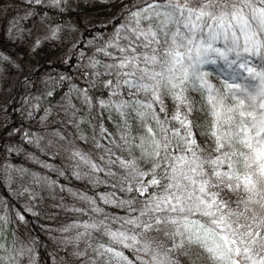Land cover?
<instances>
[{
  "label": "rangeland",
  "instance_id": "1",
  "mask_svg": "<svg viewBox=\"0 0 264 264\" xmlns=\"http://www.w3.org/2000/svg\"><path fill=\"white\" fill-rule=\"evenodd\" d=\"M153 1L0 0V31L6 40H11L6 50L0 49V104L11 100L19 85L23 87L17 98L19 101L25 97L23 112L33 128L32 134L41 140L43 148L58 153L64 168L29 153H24L25 158L18 163L6 162L0 153V185L12 192L16 202L8 209L5 196L0 194V264H264V255L259 254L263 249L258 250L261 236L251 225L243 233H239L242 225L234 231H216L221 235L199 221L173 232L156 227L157 222L170 220L171 214H163L141 225L134 203L127 195L132 190L141 193L147 190L141 166L153 157L158 147V121L149 104L134 103L131 126L123 117L119 125L107 123L111 128L106 127L100 134L96 130L99 117L112 110L113 101L108 98V102L102 104L100 97L92 94L89 87L82 86L83 77H95L96 70L110 73L129 66L138 52L137 45L134 46L137 40L133 38H142L139 51L145 55L147 45L144 42L149 41L155 30L166 32V28L182 16L192 20V28L197 29L200 23L197 18L205 13L220 22L218 28L222 30L235 27L246 37L256 32L255 25L264 31V0H197L203 2L199 10L183 6L190 0L169 4L163 0ZM63 7L72 9L73 13L61 12ZM183 11L188 13L183 15ZM115 18L124 22V34L114 39L104 37L111 42L98 45L100 26ZM15 24L18 28L21 25V29L14 37L12 26ZM86 30L91 35L85 37ZM22 34H26L25 39ZM81 40L87 46L86 51H82L83 65L78 69L82 79L69 76L78 75L76 69L59 71L56 75L69 82L61 93L60 105L66 114V126L70 125V133L68 128L53 126L61 122L57 115L37 114L39 96L54 90V84L49 81L53 76H44L37 84L30 77L24 84L22 80L42 60L57 67V58L67 56L65 54ZM160 50L164 52V58L169 54L163 47ZM153 59L157 66L148 79L157 91L160 89L162 95L158 101L170 108L172 122L182 118L188 124L193 123L199 136L205 135L216 120V96L212 94L214 97L204 104L192 95L190 105H184L185 109L176 106V93H179L176 87L182 84V77L176 68L168 67L173 61L171 58L166 63H155ZM250 64L247 69L256 72ZM130 68L127 75L135 70ZM235 70L227 73L228 79L231 85L240 86L232 81L241 72V69ZM166 80L168 85L164 83ZM184 82L187 84L188 80ZM162 83L168 89L174 88L173 95L168 94ZM119 86L126 95L138 93V85L129 80L118 83V89ZM33 87L34 93H29L28 88ZM132 98L127 100L132 101ZM169 98L174 100V105H167L171 104ZM5 118L2 113L0 123ZM25 134L18 132L21 136ZM11 137L12 133L8 134V148L15 142ZM14 145L15 151L26 150L19 141ZM236 147L237 152L245 149L240 140ZM210 186L209 198L213 201L197 195L195 199L189 198L194 203L191 207L208 213L216 206V201L229 206L239 199L240 190L226 184L221 176L211 181ZM246 200V206L255 210L258 203ZM164 213L169 212L165 210ZM228 216L233 218L230 213ZM28 217L33 218L32 225L28 223ZM152 225L153 230L149 228ZM183 245L186 248L181 252ZM40 250L46 253L45 257H40Z\"/></svg>",
  "mask_w": 264,
  "mask_h": 264
},
{
  "label": "trees",
  "instance_id": "2",
  "mask_svg": "<svg viewBox=\"0 0 264 264\" xmlns=\"http://www.w3.org/2000/svg\"><path fill=\"white\" fill-rule=\"evenodd\" d=\"M156 1L162 2V0H154L153 2ZM163 1L169 4L178 0ZM202 4L203 2L190 0L186 1L183 6L199 10ZM66 9L67 7H63L61 12L73 13L72 9ZM186 12L188 13V11H183V15ZM203 16L199 15L197 18L198 23L200 22L197 29L192 28V20L182 16L177 20V23L167 27L166 32L155 30L149 41L144 42L148 51L145 55H141V50L139 51L142 47L141 43H143L142 38L140 36L133 38V40H137L134 46L137 45L138 52L136 58L131 59L129 66L110 73L96 70L95 77H83L84 84L82 86L89 87L92 94L94 93L97 98L100 97V100L103 101L102 104L108 102V98L113 101L112 110L98 119L96 130L99 134L106 127L111 128L107 123L119 125L122 123L123 117L128 120L131 126V109L134 108L136 101L149 104L156 115L158 147L153 157L141 166L147 190L142 193L132 190L130 191L132 193L127 195V199L134 203V209L136 214H139L138 218L141 225L147 221H154L163 214H171L172 216L168 221L157 222L156 227H164L169 232L182 229L187 224L192 225L197 221L204 222L209 227L214 228L215 232H221V230L224 232L225 230L227 232L234 231V229H238L239 225H242L239 233H243L248 231V225H251L254 231H257L261 236V241H257H260L258 250L263 249L262 253L259 252L262 256L264 255V173H262L264 170V31L255 25L254 30L256 32L251 35L248 34L249 37H246L244 32L238 28L222 30L218 28L220 22L213 16L206 13ZM123 24L124 22L118 18L112 22L103 23L100 26V33H97L99 35L97 44L106 45L107 42H111L106 41L104 37L114 39L115 36H122L124 34ZM118 26L119 28H116ZM12 27L14 37L15 33L19 35L18 31L21 29V25L19 28L16 24ZM2 35L3 33L0 31V49L6 50V45L11 40H6ZM89 35L91 33L89 34L86 30L84 36ZM25 38L26 34L23 36V39ZM26 41L30 43V40ZM161 47L165 49L166 53H169L165 58L163 57L164 52L160 50ZM183 47L185 48L182 49ZM71 49L70 53L65 54L67 56L61 55L57 58L59 62L57 67H52L46 59L45 61L42 60L31 72H27L24 80H22V84H24L25 79L30 77L34 84H37L42 77L53 76L49 81L54 84V90L52 93L39 96L37 114L46 112L54 116L57 115L61 122L60 124L55 123L53 126L59 129L68 128L70 133V125L66 126V114L60 105L62 103L61 93L67 89L69 82L56 75L59 71L76 69L78 75L69 76L82 79L81 70L78 69L83 65V52L87 49L86 42L81 40ZM9 54L13 55L12 52ZM153 58H155V63L162 61L166 63L167 59L171 58L173 61L168 63V67L176 68L182 77L180 80L182 84L180 87H176V91L179 92L176 93V106L184 108V105H190V99L193 96L200 99L204 104H207L208 99L214 97L213 95L216 96L214 104L216 109L214 118L216 120L214 125H211L206 131V136H199L193 123L188 124L182 118L179 120L176 118V123L174 120L172 122L170 108L158 101L162 95L160 89L157 91L154 83L148 79L151 78L152 71L157 66H155ZM162 58L164 60H161ZM133 61L137 64L135 63V65ZM249 63L255 67L256 72L247 69ZM152 64H154L153 67L155 66L153 69ZM130 67L135 70L127 75ZM235 69L237 71L241 69V72L239 71L236 80L233 79L232 81L235 84H240V86L231 85L228 79L227 73L236 71ZM186 79L188 80L187 84L184 82ZM123 80L124 82L129 80L138 85L136 87L138 93L132 95V101H129V97L132 96L122 92L120 86V89L117 87V84ZM72 82L76 81L73 80ZM164 83L168 85L167 80ZM165 87L169 92L168 94H172L174 88H170V90L166 85ZM22 88L19 85L15 96L7 103L0 104V115L3 113L6 117L3 119L5 121L0 123L2 159L6 162L13 160L18 163L25 158L24 153H29L42 161L51 162L52 165L55 164L63 168V162H61L58 153L43 148L41 140L32 134L33 128L23 112L25 97H21L19 101L17 98ZM28 89L29 93H34V87ZM166 90L164 89V91ZM153 93L156 95L153 96ZM168 101L171 104L167 105H174V100L169 98ZM216 107H219V110ZM17 108L18 110H16ZM22 131L26 134L18 135V132ZM10 133H12L10 139L15 141L14 143L19 141L27 152L15 151L14 143L8 148L7 137ZM238 140L242 141L245 149L237 152ZM26 142L31 145L28 146ZM220 176L226 184L240 190L239 199L229 203V206H223L216 201V206L211 208L208 213L191 207L194 203L189 201V198L195 199L197 195L201 199L213 201L212 198H209L210 183L216 181V178H220ZM58 181L63 183V180ZM147 181L150 183L147 184ZM175 186L176 190H174ZM2 193L5 196L6 205H9L8 209H11L13 203L16 204L12 192L0 185V194ZM247 198L249 201L258 203L255 210H250V207L246 206ZM165 210L169 213H164ZM234 212H236L235 215H233ZM228 213L233 218H229ZM226 219L230 222L227 223ZM27 221L30 225L33 224V218L28 217ZM152 227L153 225L149 228L155 229ZM217 234L221 235V233ZM145 236H147V232H145ZM226 240L231 241L227 238ZM240 242L244 245H250L248 242ZM189 246L192 247V245ZM190 247L187 248L191 249ZM185 248L186 245L180 247L181 252H184ZM39 254L41 258L46 256V253L44 254L41 250Z\"/></svg>",
  "mask_w": 264,
  "mask_h": 264
}]
</instances>
